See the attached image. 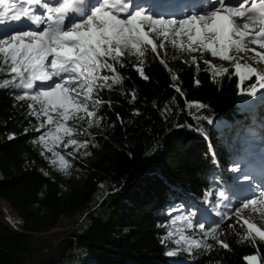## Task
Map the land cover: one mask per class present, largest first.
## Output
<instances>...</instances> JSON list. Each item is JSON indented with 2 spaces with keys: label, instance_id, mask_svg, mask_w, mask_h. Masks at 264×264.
<instances>
[{
  "label": "trees",
  "instance_id": "1",
  "mask_svg": "<svg viewBox=\"0 0 264 264\" xmlns=\"http://www.w3.org/2000/svg\"><path fill=\"white\" fill-rule=\"evenodd\" d=\"M151 38L156 53L150 45L143 56L125 50L124 67L109 59L115 73L100 71L110 79L88 104L100 101L95 117L102 132L90 142L80 180L66 177L41 156L34 128L44 117L32 114L40 106L30 95L17 99L12 88L0 87V200L19 217L22 229L47 231L95 201L80 217L84 226L62 236L57 255L34 264H247L253 255L264 264V240L237 212L212 220L207 235L195 228L202 246L191 251L175 250L164 231L171 203H184L194 217L218 194L219 171L227 173L234 153H242L221 132L226 126L238 128L248 115L237 97L256 79L241 85L233 60L223 72L213 66L209 50L183 43V35ZM6 73L0 57V76ZM240 130L254 136L249 128ZM27 237L1 227L0 264H27ZM169 251L175 255H166Z\"/></svg>",
  "mask_w": 264,
  "mask_h": 264
},
{
  "label": "snow or ice",
  "instance_id": "2",
  "mask_svg": "<svg viewBox=\"0 0 264 264\" xmlns=\"http://www.w3.org/2000/svg\"><path fill=\"white\" fill-rule=\"evenodd\" d=\"M11 22H16V25L12 31H7ZM151 34L163 36L165 40L170 35H187L190 47H202L221 60L236 59L229 55L233 49L238 53L252 51L264 60V55L255 52V49H246L248 43L264 49V0H199L198 8L182 15L169 16L154 11L139 0H7V3L0 0V57L7 66V73L0 76V87L12 88L17 99L30 95L40 105L39 110L33 109L32 114L47 116L49 124L53 123L50 112L59 114L60 109H63V120L70 118V109L91 117L95 115V107L100 101H92V107H89L88 101L94 91H102L110 79L107 75H100V71L107 69L115 73L113 65L108 63L109 59L124 67L121 58L125 50H135L136 54L143 56L144 46L150 45L151 51L156 53L157 45ZM160 47H163V42ZM136 70L143 75L142 69ZM235 71L241 85L257 72L239 61ZM258 80L261 82L258 86H250L251 91L248 92L241 88L239 94L256 95L259 89H264V76H259ZM199 107L206 106L200 104ZM194 118L213 123L206 116ZM61 127L63 125L56 131L59 132ZM199 131L203 133L204 129ZM39 139L46 144L44 133ZM69 143L79 142L70 140ZM47 150L52 151L51 148ZM40 154L44 155L43 152ZM60 159L64 157L60 156ZM44 174L48 175L47 172ZM253 197H264V191L253 192L252 197H246L241 202L242 206L247 208L250 203L255 210L258 203H264V200L258 201ZM234 210L238 211V208ZM179 218L186 222L189 229L195 226L207 235L208 228L204 222L196 219L194 225L193 219L188 216ZM221 222L222 219L216 221L212 229ZM243 223L250 232L257 233L264 240V231L248 220ZM181 239H185L189 251L192 247L202 246L198 241ZM175 243L179 244L180 240ZM221 243L223 247H228L226 243ZM166 255L172 257L175 253L169 251ZM246 259L248 264H257L255 255Z\"/></svg>",
  "mask_w": 264,
  "mask_h": 264
},
{
  "label": "rangeland",
  "instance_id": "3",
  "mask_svg": "<svg viewBox=\"0 0 264 264\" xmlns=\"http://www.w3.org/2000/svg\"><path fill=\"white\" fill-rule=\"evenodd\" d=\"M5 3H7V0H5ZM186 9L187 8L183 9L181 15L187 12ZM236 19L239 18L237 17ZM15 25L16 22H11V26L6 30L12 31ZM182 39L183 43H185L188 40V36L183 35ZM246 49H255V52L264 55V49H261L258 45L248 43L246 44ZM229 55L236 57V59H232L234 69L236 67L237 61H239L241 65L246 64L247 66L257 70L256 74L251 76L254 78V80L256 79V84L254 87L261 83L258 80V77L264 76V60H262L260 56H257L254 52L247 50L238 53L234 49L230 51ZM210 60L213 66L217 69H223L228 65V60H221L219 57H212ZM247 79L250 78H246L245 80ZM27 91L31 92L32 90ZM249 91H251V89ZM237 100L241 109L248 115L239 121L237 124L238 128L236 126H226L223 127L221 133L223 137L229 136L234 141L232 145L233 149L237 151V148H240L242 153H234L233 165L227 173L219 171L220 182L218 194L214 199L211 198L209 203L201 206L202 208L196 211V215L194 217L190 215V209L184 203H171V206L168 208L165 214L168 226H166L164 231L169 242L175 246V250L177 247H188L185 239H181L182 237L186 238L188 241H196L194 238L196 227L189 229L186 222L179 218L183 216L192 218L194 225L196 219L204 222L209 232V226L212 222L210 221L211 219L220 218L226 212H237L241 215L243 222L244 220H248L250 223L255 224L256 227H258L261 231H264V213L258 212L256 210L257 205L255 206L254 210V206L250 203L247 208H244L241 204V202L244 201L246 197H252L253 192L258 193L259 190L264 191V186H262L260 183L258 184L255 181H251V183L247 182L250 181L251 177L248 175V172L250 171H247L245 168V165L250 161L247 159L251 158L252 154H257L262 149H264V89H259L257 94L254 96L239 94ZM36 104L40 106L38 103ZM50 115L53 117V123L51 124L47 123V116L43 114L39 115L40 117L43 116L44 120L40 121L34 128L35 130L40 129V131H38L36 142L41 152L44 153L43 156L48 160L49 164L53 168L62 172L66 177H72L74 175L76 180H80L82 177V166L85 165L90 154V142L96 134L102 132V128L97 120V117H95V115L88 117L84 112H73L70 109V118L68 120H77L75 123L70 124L68 120L62 119L63 109L59 110V114L57 112H50ZM72 116L84 118L73 119L71 118ZM60 125H63V127H61L59 132H57L56 129ZM240 128H249L253 131L254 136L252 138L246 137L243 132H241ZM64 129H70L71 131L68 133L65 132ZM42 133L45 134L46 144L44 141L39 139ZM70 140H76L79 143L71 144L69 143ZM85 141H87V143H84ZM48 148H51L52 151H48ZM54 153H59L60 155H54ZM60 156H63L64 159L61 160ZM53 161H55V163H53ZM254 167H256V164ZM233 168H236L237 171H232ZM254 170L256 171V169ZM245 177H247V179H245ZM241 187L246 188L241 189ZM233 191L239 192L238 198L232 197ZM253 198L258 199V201L260 200L258 197ZM261 198L264 199V197ZM94 203V200L91 201L85 210H82L70 217H61L59 223L47 231L27 232L22 229L19 217L11 210L7 203L0 200V228L6 227L18 233L29 234V237H27L26 240L27 243L25 242L23 247L27 252V264H34L36 262L48 259L52 255H57V253L60 251V248L57 245L59 244L62 236L70 228L75 229L79 227L78 229H80L84 226V222L82 219H80V217L84 215L86 211H89ZM230 205L232 206V209H229ZM236 208H238V211L234 210ZM176 240H180V243L176 244Z\"/></svg>",
  "mask_w": 264,
  "mask_h": 264
},
{
  "label": "bare ground",
  "instance_id": "4",
  "mask_svg": "<svg viewBox=\"0 0 264 264\" xmlns=\"http://www.w3.org/2000/svg\"><path fill=\"white\" fill-rule=\"evenodd\" d=\"M195 6H197V5H195ZM194 6V7H195ZM194 7H192V8H194ZM255 146V145H254ZM255 149V148H254ZM251 151V150H250ZM254 151V150H253ZM247 154V153H246ZM247 160H250L249 161V163L248 164H246L245 166V168H246V170L247 171H250V172H248L249 174V176L251 177V179H250V181H247L248 183L250 182L251 183V181L253 182V181H255L256 183H260L262 186H264V176L262 175V174H264V168H263V170H261L260 172L259 171H255L254 170V165L256 164V163H261V162H264V149H262L259 153H255V154H252V156H251V158H249V159H247ZM238 164V163H237ZM246 181V180H245ZM242 185V184H241ZM244 187H241V189H243ZM246 188V187H245ZM244 188V189H245ZM260 189H262V188H260ZM243 192V191H242ZM259 192H261L260 190H259ZM258 192V193H259ZM246 193V192H245ZM258 198H260V200H264L263 198H261V197H258ZM258 212H262V213H264V203H258L257 204V209H256Z\"/></svg>",
  "mask_w": 264,
  "mask_h": 264
},
{
  "label": "built area",
  "instance_id": "5",
  "mask_svg": "<svg viewBox=\"0 0 264 264\" xmlns=\"http://www.w3.org/2000/svg\"><path fill=\"white\" fill-rule=\"evenodd\" d=\"M76 229V228H75ZM74 230V228H70L69 231Z\"/></svg>",
  "mask_w": 264,
  "mask_h": 264
}]
</instances>
